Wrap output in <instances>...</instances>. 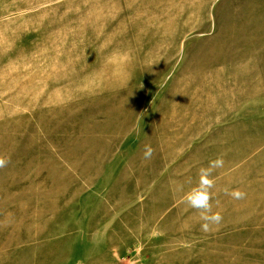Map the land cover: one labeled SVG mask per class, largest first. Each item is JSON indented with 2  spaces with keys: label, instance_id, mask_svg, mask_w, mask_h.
Wrapping results in <instances>:
<instances>
[{
  "label": "rangeland",
  "instance_id": "rangeland-1",
  "mask_svg": "<svg viewBox=\"0 0 264 264\" xmlns=\"http://www.w3.org/2000/svg\"><path fill=\"white\" fill-rule=\"evenodd\" d=\"M0 156V264H264V0H0Z\"/></svg>",
  "mask_w": 264,
  "mask_h": 264
},
{
  "label": "clouds",
  "instance_id": "clouds-1",
  "mask_svg": "<svg viewBox=\"0 0 264 264\" xmlns=\"http://www.w3.org/2000/svg\"><path fill=\"white\" fill-rule=\"evenodd\" d=\"M154 149L151 145H145L143 151V159L150 161L153 157ZM9 160L4 156H0V169L7 166ZM224 159L218 156L211 160L207 167H201L198 171L197 183L187 191L184 196V202L198 213L201 223V230L209 232L213 226H218L223 217L219 211H213V190L216 186L215 177L213 173L215 170L224 167ZM225 194L230 196L233 200H243L246 198L247 193L239 188L225 189Z\"/></svg>",
  "mask_w": 264,
  "mask_h": 264
}]
</instances>
